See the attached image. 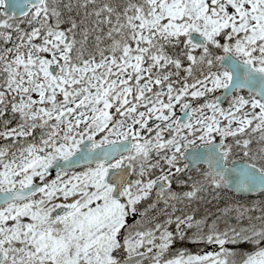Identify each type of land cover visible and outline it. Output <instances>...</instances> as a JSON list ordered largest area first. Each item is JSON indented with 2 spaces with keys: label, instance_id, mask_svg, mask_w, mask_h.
Wrapping results in <instances>:
<instances>
[{
  "label": "snow or ice",
  "instance_id": "1",
  "mask_svg": "<svg viewBox=\"0 0 264 264\" xmlns=\"http://www.w3.org/2000/svg\"><path fill=\"white\" fill-rule=\"evenodd\" d=\"M0 264H264V0H0Z\"/></svg>",
  "mask_w": 264,
  "mask_h": 264
}]
</instances>
